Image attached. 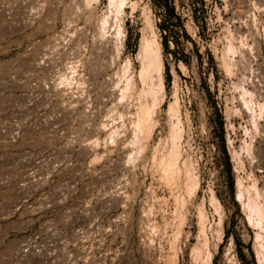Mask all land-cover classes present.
<instances>
[{"label": "rangeland", "instance_id": "rangeland-1", "mask_svg": "<svg viewBox=\"0 0 264 264\" xmlns=\"http://www.w3.org/2000/svg\"><path fill=\"white\" fill-rule=\"evenodd\" d=\"M124 2L0 0V264H264V0ZM143 36L165 94L142 135Z\"/></svg>", "mask_w": 264, "mask_h": 264}, {"label": "bare ground", "instance_id": "bare-ground-1", "mask_svg": "<svg viewBox=\"0 0 264 264\" xmlns=\"http://www.w3.org/2000/svg\"><path fill=\"white\" fill-rule=\"evenodd\" d=\"M125 0H110V7L111 8H113V9H117V11L116 12H118V10H119V12H121L122 10H121V8L123 7L122 5H124V3H125V5H126V2H124ZM128 1V0H127ZM124 5V6H125ZM132 7V6H131ZM112 10V9H111ZM114 10V11H115ZM121 10V11H120ZM118 12V13H119ZM125 13V12H124ZM116 14V13H115ZM120 14V13H119ZM107 16V15H106ZM105 16V17H106ZM116 16H118V15H116ZM119 18V17H118ZM117 18V19H118ZM105 19V18H104ZM146 20H147V18H146ZM107 20H104V26H106V24H107ZM148 22V21H147ZM103 24V23H102ZM120 24V25H119ZM118 25H119V31H117V32H120V34L122 33L123 34V37H125L126 38V32L124 31V26H123V23H119ZM103 26V25H102ZM153 27V26H152ZM106 28V27H105ZM151 29V28H150ZM154 31V30H153ZM151 34V33H150ZM117 35V34H116ZM151 36H152V34H151ZM154 36H155V34H154ZM121 37V36H120ZM119 38V37H118ZM156 38V37H155ZM120 40V39H119ZM125 40V39H124ZM125 44V43H124ZM121 45V44H120ZM137 58L140 60V62H141V71H140V79H141V81L145 84V86L147 87L148 86V88H146V89H148L146 92H144L143 94H145V96H146V94H147V96H150L151 97V104L153 103V105H149L150 103L149 102H146V103H144V104H142V105H140V108L138 109L139 110V115H138V117H139V119L138 118H136L137 119V121H138V130L137 131H140V133L143 135V134H147L148 132V130H149V132L151 131V119H154V118H152V116H153V113H156V111L154 112V110H155V107L157 106L158 107V105H161V104H163V102H164V97H163V95L165 94V84H164V72H165V63H164V60H163V57H162V44L159 42V41H157V40H151V39H149V38H147L146 36H143V38L141 39V42H140V49H139V52H138V54H137ZM129 67V66H128ZM127 67V68H128ZM126 68V69H127ZM129 69V68H128ZM126 73H128V72H126ZM125 73V74H126ZM127 75V74H126ZM126 77V76H125ZM132 78V77H131ZM128 80V79H127ZM131 80V79H130ZM129 80V81H130ZM129 83V82H128ZM127 83V84H128ZM134 84L135 83H133V85H132V87H134ZM130 85V84H129ZM144 86V85H143ZM120 87V86H119ZM129 87V86H128ZM132 87H129V88H127V87H125L124 86V89L126 88V89H130L131 90V88ZM133 90V89H132ZM126 91V90H125ZM127 92V91H126ZM130 93V92H129ZM140 95V94H139ZM147 96H146V101L148 100V98H150V97H148L147 98ZM124 98H126V96H124ZM142 98V97H141ZM122 99H123V97H122ZM121 99V100H122ZM142 99H144V98H142ZM142 101V100H141ZM144 101V100H143ZM142 101V102H143ZM141 102V103H142ZM139 104H140V101H139ZM156 107V108H157ZM138 108V107H137ZM137 111V110H136ZM171 113L172 114H176L177 113V116H178V113H179V101L178 100H176V103L172 106V108H171ZM112 113V112H111ZM131 113H133V112H131ZM170 113V114H171ZM130 114V113H129ZM135 114V113H134ZM112 116V115H111ZM155 116V115H154ZM174 116V115H173ZM123 117V116H122ZM131 117V116H130ZM133 117V116H132ZM124 118V117H123ZM152 124H154V123H152ZM176 128V127H175ZM178 128V127H177ZM176 128V129H177ZM173 130V129H172ZM174 131V130H173ZM176 132V131H175ZM175 132L172 134V139H174L175 137ZM178 132H179V130H178ZM135 134H138V133H135ZM140 134V135H141ZM148 134H150V133H148ZM176 134H179V133H177L176 132ZM140 135H138V136H140ZM141 135V136H142ZM171 136V135H170ZM179 136V135H178ZM145 137H148V136H146L145 135ZM149 138V137H148ZM141 139V138H140ZM178 139H181V138H178ZM176 140V139H175ZM136 141H138V140H136ZM171 142V141H170ZM177 142H179V141H177ZM136 143V142H135ZM171 143H173L172 145H171V147L170 148H172V150H171V152L169 151L168 153H169V155L167 156V157H163V160L161 161V172L163 171V175H165V177H166V179H171V182H173V180H175V179H177V178H174L176 175H178L179 174V172H180V170L178 169L179 168V165L181 164L180 163V158H181V156L179 155V152H178V150H179V148L176 146V144H174V140L171 142ZM175 143H176V141H175ZM181 144V143H180ZM180 144L178 145L179 147H180ZM173 146V147H172ZM182 147V146H181ZM181 149V148H180ZM159 151V150H158ZM181 151V150H180ZM158 153V152H157ZM163 153V152H162ZM166 153V152H165ZM167 153V154H168ZM182 153V152H181ZM180 153V154H181ZM235 155V159L237 158V154H234ZM156 156H158V155H156ZM162 156V155H161ZM165 156V155H164ZM158 158V157H157ZM156 159V158H155ZM159 159V158H158ZM239 160V159H238ZM183 161V160H182ZM187 161V160H186ZM185 161V162H186ZM191 162V161H190ZM190 162H188V163H190ZM191 165H192V163H190ZM187 164H185V166H186ZM187 166H189V165H187ZM187 166H186V168H187ZM160 167V166H159ZM191 168V170L193 169L192 167H190ZM186 170V169H185ZM189 169L187 168V174H186V179H185V181H184V183L185 184H188V183H190V177L192 176L193 177V175H191L190 176V171H188ZM182 172H183V170H182ZM191 174H194L193 172L191 173ZM180 175V174H179ZM195 175V174H194ZM181 176V175H180ZM184 176V175H183ZM164 177V178H165ZM172 178H174L173 180H172ZM181 178V177H180ZM183 178V177H182ZM165 179V180H166ZM194 179V178H193ZM169 180H167V181H169ZM178 180H179V178H178ZM177 180V181H178ZM196 180V179H195ZM169 183V184H172V183ZM168 183V182H167ZM175 183V182H174ZM179 183V182H178ZM194 183H195V181H194ZM193 183V184H194ZM192 184V183H191ZM175 185V184H174ZM187 186V185H186ZM190 186V185H189ZM191 187H193L192 185H191ZM190 187V188H191ZM237 187H238V190H239V193L240 194H244V192L246 191V188H245V185H244V183H243V181L241 180V179H239L238 180V183H237ZM194 188V187H193ZM185 189H187V188H185ZM188 190V189H187ZM192 190H194V189H191V192H193ZM188 192H189V190H188ZM195 192V191H194ZM212 203L215 205L216 203H217V199H216V197L214 196V195H212ZM213 205V206H214ZM202 208H200L199 210H201ZM203 210V209H202ZM204 212V211H203ZM202 211L200 212V219H201V221H202V219L204 218V213H203ZM259 214V213H258ZM220 220H222V219H220ZM222 221H220V226H221V228H222ZM220 232V231H219ZM218 233V232H217ZM219 235V237H220V239H221V241H222V239H223V234H218ZM219 239V238H218ZM209 241V239H208V237H207V230H206V227H205V225L204 224H201V228H200V231H199V234H198V237H197V244L193 247V255H197V254H199L200 252H202V250L204 249V248H208V242ZM218 241V240H217ZM221 241H220V243H221ZM233 243V242H232ZM210 246V245H209ZM218 248V247H217ZM208 250V249H207ZM203 252H204V250H203ZM203 254V253H202ZM213 255L214 254H212L211 252H210V250L208 251V253H207V257H200V255H199V261H200V263L201 264H213ZM204 256V255H203ZM198 263V262H197ZM234 264H236V263H234Z\"/></svg>", "mask_w": 264, "mask_h": 264}, {"label": "trees", "instance_id": "trees-1", "mask_svg": "<svg viewBox=\"0 0 264 264\" xmlns=\"http://www.w3.org/2000/svg\"><path fill=\"white\" fill-rule=\"evenodd\" d=\"M155 1H157V0H155ZM158 2H160V0H158ZM226 158H227V163L229 164V156H228L227 152H226ZM231 190H232V192L234 191L233 182H231Z\"/></svg>", "mask_w": 264, "mask_h": 264}]
</instances>
